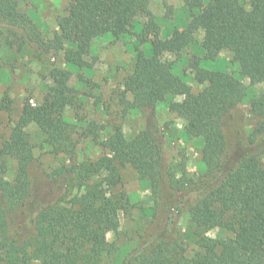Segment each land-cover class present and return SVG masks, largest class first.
I'll list each match as a JSON object with an SVG mask.
<instances>
[{
    "label": "trees",
    "instance_id": "1",
    "mask_svg": "<svg viewBox=\"0 0 264 264\" xmlns=\"http://www.w3.org/2000/svg\"><path fill=\"white\" fill-rule=\"evenodd\" d=\"M149 1L72 0L59 20L55 46L46 49L64 50L66 62L82 68L92 40L126 35L134 18L148 12ZM0 23L14 35L28 20L13 0H0ZM197 29L203 31L208 58L227 49L242 75L264 83V0H248L247 6L244 0H208L187 29L148 42V55L136 58L124 83L134 109L183 98L169 108L185 121V136L202 141L195 178L165 169L166 137L156 125L131 140L116 127L106 142L108 156L78 162L71 132L54 103L25 106L21 121L36 124L66 162L45 175L22 137L3 144L0 155L17 161V173L12 182L0 178V264H101L112 251L106 234L118 229L119 215L128 210L119 174L127 165L150 189L154 206L142 210L149 221L120 264H264V93L250 100V130L233 125L246 89L230 74L197 68L195 79L206 86L193 94L156 50L180 52ZM64 43L72 47L65 49ZM57 73L62 76H57L55 96L63 98L68 75ZM184 216L189 220L186 238L198 249L192 259L184 254L179 228ZM224 222L233 227L232 238L208 236Z\"/></svg>",
    "mask_w": 264,
    "mask_h": 264
},
{
    "label": "rangeland",
    "instance_id": "2",
    "mask_svg": "<svg viewBox=\"0 0 264 264\" xmlns=\"http://www.w3.org/2000/svg\"><path fill=\"white\" fill-rule=\"evenodd\" d=\"M71 1L13 0L18 13L24 15L29 24L25 23L24 28L13 35L0 23V150L12 136L22 137L40 163L43 174L48 175L65 163V156L54 152L36 124L21 121L25 106L34 109L49 101L54 103L56 114L71 132L78 162H93L108 156L106 142L116 127L131 140L152 124L166 137L165 169L176 177L184 173L195 178L201 165L202 141L187 138L185 121L169 108L170 102H181L183 98H168L154 108L134 109L131 106L133 97L125 92L124 83L133 71L136 58L148 55L151 49L148 42L165 40L174 30L187 29L192 15L201 12L208 0H150L148 12L134 18L126 35L93 39L82 68L68 64L64 50L46 49L55 46V37L60 34L59 20L67 14ZM244 2L247 6L248 0ZM141 27H146L144 33H141ZM202 41L203 31L197 29L193 31V42L180 52L156 50V53L162 61L171 64L174 75L187 84L193 94L206 86L195 79L197 68L233 76L246 89V98L239 106L233 125L239 129L245 125L250 130L253 125L247 120L250 100L264 93V83L251 82L242 75L227 49L217 50L212 59L208 58L202 49ZM63 45L65 49L72 47L69 43ZM57 71L68 75L63 85V98L55 96L59 90L57 76H62ZM16 173L17 161L8 155H0V178L12 182ZM119 174L129 206L119 215L118 229L106 234L112 251L102 257L101 264L121 263L137 245L149 221L150 217L143 215L142 210L154 206L150 189L139 180L131 166L119 168ZM179 228L183 233L184 254L192 259L198 249L186 238L187 216L181 219ZM208 236L220 240L232 238L233 227L221 223L209 231Z\"/></svg>",
    "mask_w": 264,
    "mask_h": 264
}]
</instances>
